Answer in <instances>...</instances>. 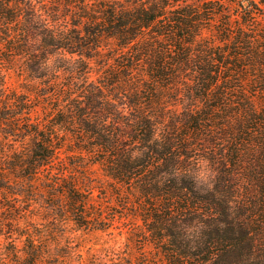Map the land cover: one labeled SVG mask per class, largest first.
<instances>
[{
	"label": "trees",
	"instance_id": "trees-1",
	"mask_svg": "<svg viewBox=\"0 0 264 264\" xmlns=\"http://www.w3.org/2000/svg\"><path fill=\"white\" fill-rule=\"evenodd\" d=\"M36 184L130 219L138 257L79 264H264V0H0V192ZM6 221L0 264H45Z\"/></svg>",
	"mask_w": 264,
	"mask_h": 264
},
{
	"label": "rangeland",
	"instance_id": "rangeland-1",
	"mask_svg": "<svg viewBox=\"0 0 264 264\" xmlns=\"http://www.w3.org/2000/svg\"><path fill=\"white\" fill-rule=\"evenodd\" d=\"M8 81L9 85L17 89H20L23 83L22 78L15 74L9 75ZM32 190L29 197L21 199V202L16 204L5 201L0 192V222H7V218L16 216L23 227L32 224L34 231L41 228L45 232L48 245V258L45 264H79L80 256L86 259L95 255L96 258L102 259L106 257V251L128 246L134 258L139 256L136 238L129 230L131 221L120 217L116 204L104 209L97 199L98 202L87 210L90 218L88 220L91 223L80 228L74 224L68 213H58L55 221L48 219L46 210L57 201L49 197L42 184H36ZM94 195H98V191ZM14 205L15 207L12 208L15 212L11 214L8 210ZM101 211H103L102 227H94V223L96 224L94 219L101 214ZM20 212L22 214L26 212V215H19ZM133 222L140 224L139 221L133 220Z\"/></svg>",
	"mask_w": 264,
	"mask_h": 264
}]
</instances>
